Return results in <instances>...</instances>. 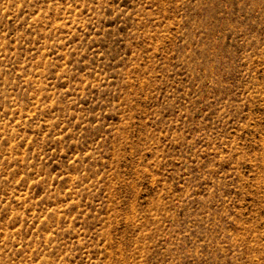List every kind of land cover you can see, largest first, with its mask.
<instances>
[{
    "label": "rangeland",
    "instance_id": "1",
    "mask_svg": "<svg viewBox=\"0 0 264 264\" xmlns=\"http://www.w3.org/2000/svg\"><path fill=\"white\" fill-rule=\"evenodd\" d=\"M0 264H264V0H0Z\"/></svg>",
    "mask_w": 264,
    "mask_h": 264
}]
</instances>
